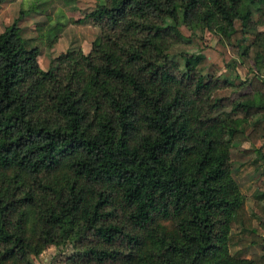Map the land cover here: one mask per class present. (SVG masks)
<instances>
[{"label":"trees","instance_id":"trees-1","mask_svg":"<svg viewBox=\"0 0 264 264\" xmlns=\"http://www.w3.org/2000/svg\"><path fill=\"white\" fill-rule=\"evenodd\" d=\"M85 20L100 39L47 71L17 22L0 33V264H264V0Z\"/></svg>","mask_w":264,"mask_h":264},{"label":"rangeland","instance_id":"rangeland-1","mask_svg":"<svg viewBox=\"0 0 264 264\" xmlns=\"http://www.w3.org/2000/svg\"><path fill=\"white\" fill-rule=\"evenodd\" d=\"M100 0H7L0 9V33L13 26L22 28V36L28 40L29 48L38 47L41 51L40 64L43 70L51 68L53 60L71 48L89 53L93 43L101 36V29L95 24L84 21L85 15L94 10ZM83 21V22H82ZM253 36L242 42L243 48L250 47ZM226 77L234 76L226 72ZM262 142V141H261ZM261 143L258 144L260 147ZM248 144L236 147L232 158L236 163L248 159L243 151ZM246 180H239L241 187ZM71 251L59 252L50 248L36 261V264H65L66 255Z\"/></svg>","mask_w":264,"mask_h":264},{"label":"crops","instance_id":"crops-1","mask_svg":"<svg viewBox=\"0 0 264 264\" xmlns=\"http://www.w3.org/2000/svg\"><path fill=\"white\" fill-rule=\"evenodd\" d=\"M244 180H246V181H245V182H246L245 185L248 186V184H249V182H250V178H246V179H244ZM245 185H244V186H245Z\"/></svg>","mask_w":264,"mask_h":264}]
</instances>
